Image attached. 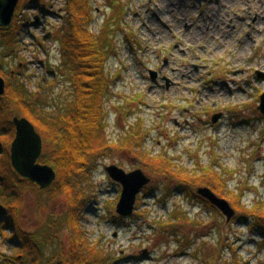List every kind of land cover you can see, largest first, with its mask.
I'll use <instances>...</instances> for the list:
<instances>
[{
	"label": "rangeland",
	"instance_id": "1",
	"mask_svg": "<svg viewBox=\"0 0 264 264\" xmlns=\"http://www.w3.org/2000/svg\"><path fill=\"white\" fill-rule=\"evenodd\" d=\"M65 3L46 1L49 13L32 0H20L17 7L21 50L3 70L27 64L25 75L32 78L25 82L33 92L40 84L57 95L70 87L58 42L68 29ZM90 3L91 32L112 30L103 116L106 141L119 147L99 159L82 185L87 197L82 226L100 257L111 264H264V240L253 233V223H240L234 207L237 215L227 223L200 200L197 190L214 182L191 188L199 197L194 199L180 192L172 175L177 167L198 174L211 169L225 179L226 201L233 197L248 211L264 206V115L258 109L264 77L257 76L264 75V0ZM198 26L210 31L193 38L188 28ZM216 116L221 118L214 124ZM150 158L164 161L166 174L148 169L144 159ZM114 165L151 178L129 218L117 213L122 188L105 170ZM38 197L39 188L31 189L23 207L21 225L30 232L45 230L68 210L65 196ZM5 234L9 239L0 231V254L10 258L17 251L13 231Z\"/></svg>",
	"mask_w": 264,
	"mask_h": 264
},
{
	"label": "trees",
	"instance_id": "2",
	"mask_svg": "<svg viewBox=\"0 0 264 264\" xmlns=\"http://www.w3.org/2000/svg\"><path fill=\"white\" fill-rule=\"evenodd\" d=\"M46 1L32 0V3H37L41 12L49 13L44 9ZM65 2L68 29L58 42L62 69L64 74L67 73L70 87L58 95L55 91L48 92L43 84L31 91L25 80L29 81L32 76L25 75L28 69L25 63L20 62L14 71L3 70L4 62L14 60L21 50L23 25L20 26L18 21L19 9L12 26L0 28V75L7 83L6 94L0 97V219L3 223L0 231L4 240L9 239L5 231H13L10 241L17 250L10 258L0 254V264H12V261L14 264H111L106 257H100L99 246L91 242L82 226L87 201L82 185L91 180L100 158L109 155L112 147L119 149L106 141L103 116V100L109 94L106 68L112 30H107L109 27L106 26L99 36L91 32L94 13L90 0ZM15 117H25L33 123L44 141V153L39 162L50 165L58 174L50 189H39L40 198L46 193L48 200L61 196L68 199L66 213L48 221L45 230L41 231L30 232L21 225L26 196L31 189L38 188L19 176L12 166L10 147L15 138ZM144 163L148 169L159 173L166 174L168 170L161 160L144 159ZM177 169L173 168L172 175L178 181L180 192L192 194L197 199L199 197L191 192V188L211 181L214 182L209 186L211 190L225 198L227 186L218 173L211 169L203 170L201 174ZM200 200L209 210L217 211L209 202ZM231 204L241 214L238 221L252 222L253 233L264 240V206L256 205L252 211L241 209L233 197ZM177 215L172 218L175 216L176 220ZM65 233L68 243L64 239Z\"/></svg>",
	"mask_w": 264,
	"mask_h": 264
},
{
	"label": "water",
	"instance_id": "3",
	"mask_svg": "<svg viewBox=\"0 0 264 264\" xmlns=\"http://www.w3.org/2000/svg\"><path fill=\"white\" fill-rule=\"evenodd\" d=\"M20 0H0V28L9 29L14 21L17 7ZM153 80H156V73H152ZM259 78L264 75L258 73ZM7 83L0 75V97L6 94ZM264 115V94L261 96V102L258 107ZM221 116L213 118V123H218ZM15 126V138L11 144L10 154L14 170L24 179L45 191L50 189L57 181V173L50 165L39 163L44 151V141L33 123L25 117H15L13 119ZM110 178L122 187V194L117 205V213L121 217H130L133 215L137 203L138 195L142 190L151 184L149 178L142 170L126 172L118 166L106 168ZM197 194L209 201L217 208L230 223L236 216V211L225 199L217 195L209 188H199Z\"/></svg>",
	"mask_w": 264,
	"mask_h": 264
},
{
	"label": "bare ground",
	"instance_id": "4",
	"mask_svg": "<svg viewBox=\"0 0 264 264\" xmlns=\"http://www.w3.org/2000/svg\"><path fill=\"white\" fill-rule=\"evenodd\" d=\"M209 26L212 27L211 24H210ZM204 30H207L208 32L210 31L209 28H205V27L198 26V27L195 28V29H194L193 27L188 28V33H189L193 38H199V37H201L202 35H205ZM212 31H214L213 27H212ZM234 57H235V55H234Z\"/></svg>",
	"mask_w": 264,
	"mask_h": 264
},
{
	"label": "flooded vegetation",
	"instance_id": "5",
	"mask_svg": "<svg viewBox=\"0 0 264 264\" xmlns=\"http://www.w3.org/2000/svg\"><path fill=\"white\" fill-rule=\"evenodd\" d=\"M207 187V186H206ZM209 188H211V187H209ZM219 196V195H218ZM219 197H221V196H219ZM222 198H224V197H222Z\"/></svg>",
	"mask_w": 264,
	"mask_h": 264
}]
</instances>
